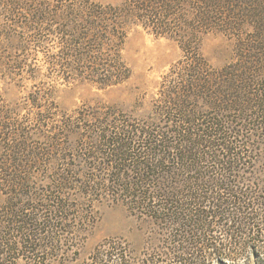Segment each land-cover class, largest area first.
Listing matches in <instances>:
<instances>
[{"label":"trees","instance_id":"trees-1","mask_svg":"<svg viewBox=\"0 0 264 264\" xmlns=\"http://www.w3.org/2000/svg\"><path fill=\"white\" fill-rule=\"evenodd\" d=\"M135 27L181 49L152 110L59 109L55 82L130 77ZM211 32L235 38L221 67L200 52ZM0 80L34 83L24 104L0 90V264L56 257L102 201L156 234L149 257L112 239L96 264H264V0H0Z\"/></svg>","mask_w":264,"mask_h":264},{"label":"rangeland","instance_id":"rangeland-1","mask_svg":"<svg viewBox=\"0 0 264 264\" xmlns=\"http://www.w3.org/2000/svg\"><path fill=\"white\" fill-rule=\"evenodd\" d=\"M96 1L119 4L123 0ZM234 44V36L211 32L202 37L200 52L212 67H221L232 59ZM123 55L131 68V75L122 84L100 88L86 81L55 82L50 93L59 109L70 112L82 104L102 103L115 105L132 117L148 114L152 110L153 98L156 97L162 76L180 57L181 49L171 38L155 36L141 27H135L127 34ZM33 84L26 80H0V90L9 103L24 104L28 100V92L34 89ZM79 170L83 171L82 168ZM3 201L4 195L0 191V205ZM93 217L95 221L92 225L84 221V224H78L80 230L72 238L69 247L67 244L59 255L37 264H96L95 247L112 239L122 241L132 249L134 253L128 258L132 262L145 259L151 252L149 243L156 234L153 233L154 227L131 215L120 202H96L93 205ZM17 264L36 263L21 259Z\"/></svg>","mask_w":264,"mask_h":264}]
</instances>
